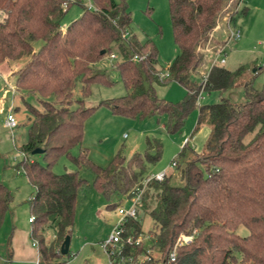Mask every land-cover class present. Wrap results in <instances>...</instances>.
I'll return each instance as SVG.
<instances>
[{
  "label": "trees",
  "instance_id": "1",
  "mask_svg": "<svg viewBox=\"0 0 264 264\" xmlns=\"http://www.w3.org/2000/svg\"><path fill=\"white\" fill-rule=\"evenodd\" d=\"M91 1L95 9L82 6L61 29L67 6L80 0H0V63L27 56L15 71L14 88L34 94L41 106L22 99L31 118L17 163L34 188L27 202L29 235L37 247L38 263L64 261L59 245L70 232L81 189L91 187L106 198L113 193L129 198L141 186L146 165L160 155L159 141L147 138L144 151L125 156L118 150L100 167L79 146L83 121L94 106H84L72 89L79 81L85 95L91 83L109 84L107 72L95 66L114 52L119 59L112 66L126 91L100 101L112 113L136 118H158L164 113V127L173 132L196 107L193 129L207 127L199 150L184 137L172 158L182 184L171 183L166 169L161 179L146 181L121 236L140 235V211L149 215L153 229L136 244L124 243L122 254L130 256L132 264H264V88L253 85V76L242 78L241 64L229 69L223 62H209L201 80H196L202 59L198 46L225 17L228 0H168L177 53L166 65L164 78L158 76L155 46L129 30L125 0ZM168 80L185 88L181 99L156 95L153 83ZM235 84L242 87L240 101L221 97L196 103L201 90L222 92ZM75 145L78 152L71 154ZM34 147L42 149V163L27 158ZM60 155L68 156L76 168L53 172L50 166ZM79 168L91 172L90 181ZM10 200L9 189L0 182V216ZM239 224L247 229L245 234L237 233ZM185 233L192 234L191 240L176 245L177 237ZM173 246L174 259L169 261Z\"/></svg>",
  "mask_w": 264,
  "mask_h": 264
},
{
  "label": "rangeland",
  "instance_id": "2",
  "mask_svg": "<svg viewBox=\"0 0 264 264\" xmlns=\"http://www.w3.org/2000/svg\"><path fill=\"white\" fill-rule=\"evenodd\" d=\"M125 2L130 12L129 30L134 32L140 41L148 40L155 46L157 67L164 70L177 53V46L172 36L168 0H125ZM235 2L236 0H228L225 17L218 19L209 32V37L198 46L202 59L196 69V80H201L200 74L205 71L217 49L222 47L224 54H218L217 57L224 55L222 64L226 68L233 69L239 64L245 66L242 78L253 76V85L264 88V0H240L238 4ZM87 3L88 0H80L79 3L71 2L61 18L60 28H64L65 24L75 18L81 12L82 6ZM231 10V17H229ZM236 29L239 31L238 38L229 37V32ZM38 43V41L34 42L33 46L36 47ZM26 58L27 56H22L18 60H9V64L8 62L0 63V91H2L0 95V182L9 189L11 194L8 207L0 216V264H40L36 262L34 240L29 235L30 212L27 200L34 188L27 180L23 168L17 163L22 158L20 145L26 140L27 127L31 118V113L25 108L22 99L37 108L41 106L34 94L14 88L15 72L9 71L10 65L16 61L23 62ZM118 59L119 55L115 58L105 55L95 66L96 69H104L107 72L111 80L109 84L91 83L89 92L85 95H81L79 81L72 89L73 97L82 98L84 106H94L83 121L79 146L85 148L88 158L93 163L104 167L118 150L125 156H129L131 152L144 151L147 138L156 139L161 145L160 155L146 165L144 176L166 169L171 172L169 177L171 183L182 184L183 179L177 174L178 167L170 165V161L180 150V142L184 137H188V144L193 147L195 144L193 137H195L200 146L206 132V125L201 124L197 129H193L196 107L186 115L180 129L173 132H169L164 127L167 118L164 113L159 114L158 118L152 115L136 118L112 113L100 101L121 95L126 91L112 66V63ZM153 87L158 97L170 101L181 99L185 92V88L174 80L154 82ZM221 97H227L232 102L242 100L241 85L235 84L222 92L201 90L196 103L215 102ZM74 105L73 101L71 106ZM8 112L12 113L16 121L13 127L5 125L4 118ZM249 136L248 133L245 138ZM79 146H73L70 153L76 154ZM185 150L187 151V147L183 151ZM190 155L192 156V153L188 154ZM27 158L36 159L42 163L41 152L29 153ZM75 168V164L66 155L58 156L50 166L55 173ZM78 170L87 181H90V171L83 168ZM108 202H115L116 205L106 207ZM128 204V198L117 193L106 198L91 187L81 189L77 194L73 223L69 232L68 252L61 254V258L66 260L56 264H109L102 242L117 218V205L124 207ZM138 216L142 237L153 229L152 220L142 211ZM236 231L242 235L247 232V229L239 224ZM123 264L128 263L123 261Z\"/></svg>",
  "mask_w": 264,
  "mask_h": 264
},
{
  "label": "built area",
  "instance_id": "3",
  "mask_svg": "<svg viewBox=\"0 0 264 264\" xmlns=\"http://www.w3.org/2000/svg\"><path fill=\"white\" fill-rule=\"evenodd\" d=\"M85 6L88 9H95L96 8V6L93 4V2L91 0H88V3ZM228 36L233 38V39L238 38V36H239L238 29H236L234 31H230ZM221 53H223L222 47L217 49L214 56L210 60V64H212L213 62H219V63L224 62V55H223L224 53L222 55H220L219 57H217V55L221 54ZM108 56L110 58H114L117 55H116V53L111 52L108 54ZM132 57H135V55H133ZM167 75H168V71L166 68L164 70H159V72H158V76L160 78H164ZM4 122H5V125H7L8 127L15 126L16 121H15L11 112H8L5 115ZM182 141H184V139ZM174 164H175V162L172 159L170 162V165L173 166ZM164 173H165V169H161L155 173L145 175L141 181V186L136 187L134 189V191H132L131 196L128 198L129 204L127 206H124V207L121 205H117V207H116V211L118 214L117 218L114 221L106 239L102 242V247L108 256L109 264H123V261H126L128 264H132L131 257L130 256H124L122 254V252H121L122 245L124 243H128V244L135 243L136 244L140 241L141 236L138 235L136 237H132L131 235L126 234L125 236L122 237L121 233L123 231L124 221L128 216H133L135 214L136 207L139 204L140 193L143 190V186L145 185L146 181H148L150 178L161 179L163 177ZM30 219H31V216L28 217V220H30ZM191 238H192L191 233L180 234L177 237L176 245H179L182 242L190 241ZM115 245H116V247H115ZM173 259H174V246L168 253V260L172 261Z\"/></svg>",
  "mask_w": 264,
  "mask_h": 264
},
{
  "label": "water",
  "instance_id": "4",
  "mask_svg": "<svg viewBox=\"0 0 264 264\" xmlns=\"http://www.w3.org/2000/svg\"><path fill=\"white\" fill-rule=\"evenodd\" d=\"M0 91V95H1ZM42 149L40 147H34L31 149L30 153H40ZM68 244H69V234H65L60 245H59V252L61 254H65L68 251Z\"/></svg>",
  "mask_w": 264,
  "mask_h": 264
},
{
  "label": "crops",
  "instance_id": "5",
  "mask_svg": "<svg viewBox=\"0 0 264 264\" xmlns=\"http://www.w3.org/2000/svg\"><path fill=\"white\" fill-rule=\"evenodd\" d=\"M240 0H238V2H239ZM238 4V3H237ZM236 4V5H237ZM19 59V58H18ZM17 59V60H18ZM25 61V59H23V62ZM23 62H20V61H16V63H13L12 65H10V70L9 71H12V72H15L16 71V69L18 68V67H20L22 64H23ZM210 62V61H209ZM7 64H9V62L7 63ZM206 133H207V127H206V132H205V134H204V137H205V135H206ZM204 137H203V139H204ZM194 138V141H195V144H194V149L195 150H199L200 149V146H199V144H197V141H196V139H195V137H193ZM33 245L35 246V252H36V262L38 263V255H37V247H36V244L35 243H33ZM66 259H64V261H65Z\"/></svg>",
  "mask_w": 264,
  "mask_h": 264
}]
</instances>
